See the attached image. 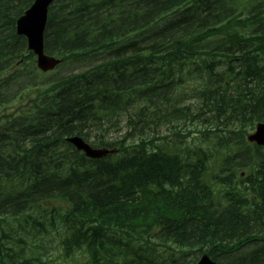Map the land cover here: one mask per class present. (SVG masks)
I'll use <instances>...</instances> for the list:
<instances>
[{
	"label": "trees",
	"instance_id": "trees-1",
	"mask_svg": "<svg viewBox=\"0 0 264 264\" xmlns=\"http://www.w3.org/2000/svg\"><path fill=\"white\" fill-rule=\"evenodd\" d=\"M32 1L0 0V264H49L37 237L56 222L82 264H154L153 238L264 264V151L221 202L204 150L192 162L158 132L191 123L229 144L264 122V0H56L45 48L72 70L56 78L16 34ZM73 135L117 152L89 159Z\"/></svg>",
	"mask_w": 264,
	"mask_h": 264
},
{
	"label": "rangeland",
	"instance_id": "rangeland-1",
	"mask_svg": "<svg viewBox=\"0 0 264 264\" xmlns=\"http://www.w3.org/2000/svg\"><path fill=\"white\" fill-rule=\"evenodd\" d=\"M72 70L64 68L61 73L62 75L71 72ZM60 75V74H59ZM60 75V76H62ZM190 102V101H188ZM209 128V127H207ZM202 126H194L192 124H187L185 127L181 128L180 130L182 132L190 131L189 137L186 138V140L182 143H178V148H185L186 146H190L191 148L194 145L201 146L204 149H208V162H207V169L205 171V179H207L210 183H212L215 193L217 195V198L221 201L223 200L224 196V184L216 183V178H223L226 181L233 180L235 183H237L239 186H242L244 184L243 180L247 178L252 166L249 164V160H247V157H245L244 154L239 155H233V152H238L237 150L241 149V139H239L237 136H234L237 138L234 142H231L229 145L227 143L221 142L218 144H215L216 140L212 139V136L203 135L200 134L199 130H202ZM160 134L167 135L171 139L174 140L172 132H174L172 129L167 128L166 126H163L158 129ZM111 136H118V133L112 132L110 134ZM108 135L109 137H111ZM212 139V140H211ZM247 141V140H246ZM232 154L233 157H228L229 154ZM57 220V218H56ZM61 228H65L61 223L56 222L53 227H47L46 228V234L44 232L39 233L37 239H39L43 243V247L40 248V250L37 249L38 253H41L42 258H47L49 261L53 262L52 264H79L81 263L85 255L81 252L77 251L72 253V256L67 257L65 256L60 239L62 237ZM61 232V233H60ZM154 245V244H153ZM155 245H158L160 247H164L167 249L169 253L172 254V259H166L161 260L160 257L164 254L162 252V248H154L153 253L155 255V258L157 260L158 264H162L163 262H168L172 264H176L173 262L180 261L182 259V255L180 251L172 246L173 248H167L163 245H161L158 241L155 242ZM248 246V245H246ZM201 254H193L192 256L199 257ZM166 256V254H164ZM220 262V261H219ZM222 263V262H221ZM223 264V263H222Z\"/></svg>",
	"mask_w": 264,
	"mask_h": 264
},
{
	"label": "water",
	"instance_id": "water-1",
	"mask_svg": "<svg viewBox=\"0 0 264 264\" xmlns=\"http://www.w3.org/2000/svg\"><path fill=\"white\" fill-rule=\"evenodd\" d=\"M52 0H35L31 8L20 17L16 24L18 34L27 37L28 48L37 55L38 67L42 70L53 68L59 61L43 53V31L46 21V7ZM259 144H264V124H258L257 132L249 136ZM79 150H83L88 156L100 157L108 153L105 149H92L79 137L68 139ZM198 264H215L205 255Z\"/></svg>",
	"mask_w": 264,
	"mask_h": 264
},
{
	"label": "bare ground",
	"instance_id": "bare-ground-1",
	"mask_svg": "<svg viewBox=\"0 0 264 264\" xmlns=\"http://www.w3.org/2000/svg\"><path fill=\"white\" fill-rule=\"evenodd\" d=\"M242 48V47H241ZM60 70V69H59ZM60 72V71H59ZM29 96V95H28ZM24 102V101H23ZM119 108V107H118ZM6 110V109H5ZM216 121V120H215ZM72 137H79L78 135H73ZM196 184V183H195ZM249 246V245H248Z\"/></svg>",
	"mask_w": 264,
	"mask_h": 264
}]
</instances>
